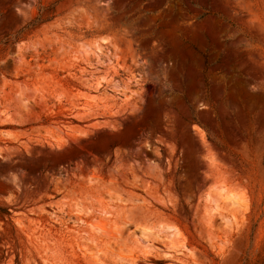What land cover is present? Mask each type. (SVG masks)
I'll list each match as a JSON object with an SVG mask.
<instances>
[{"label": "rangeland", "instance_id": "obj_1", "mask_svg": "<svg viewBox=\"0 0 264 264\" xmlns=\"http://www.w3.org/2000/svg\"><path fill=\"white\" fill-rule=\"evenodd\" d=\"M112 203L264 264V0H0V264H89L56 217Z\"/></svg>", "mask_w": 264, "mask_h": 264}, {"label": "bare ground", "instance_id": "obj_2", "mask_svg": "<svg viewBox=\"0 0 264 264\" xmlns=\"http://www.w3.org/2000/svg\"><path fill=\"white\" fill-rule=\"evenodd\" d=\"M86 73L85 68L73 64L66 69V76L70 82L67 97L71 109L80 105V98L87 95L82 92L88 85ZM86 181L92 182L91 179ZM113 188L109 187L111 190H114ZM122 197L118 198L122 201ZM68 211V216L61 214L56 219L63 224L72 222V227L68 228L70 245L78 249L89 264H139L141 258L144 260L143 256L148 255L149 252H154L153 261L172 262L170 264L186 263L185 246L179 243L180 232L174 224L164 223L153 229L140 226V220L152 212L150 207L113 203L74 204ZM131 227L139 230V235H136V230L131 231Z\"/></svg>", "mask_w": 264, "mask_h": 264}]
</instances>
